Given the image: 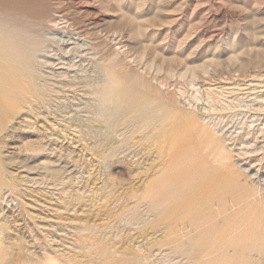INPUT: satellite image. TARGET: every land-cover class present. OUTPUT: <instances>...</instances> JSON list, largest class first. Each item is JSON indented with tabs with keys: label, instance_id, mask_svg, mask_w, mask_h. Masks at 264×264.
<instances>
[{
	"label": "rangeland",
	"instance_id": "374dc122",
	"mask_svg": "<svg viewBox=\"0 0 264 264\" xmlns=\"http://www.w3.org/2000/svg\"><path fill=\"white\" fill-rule=\"evenodd\" d=\"M0 21V264H264V0Z\"/></svg>",
	"mask_w": 264,
	"mask_h": 264
},
{
	"label": "bare ground",
	"instance_id": "6f19581e",
	"mask_svg": "<svg viewBox=\"0 0 264 264\" xmlns=\"http://www.w3.org/2000/svg\"><path fill=\"white\" fill-rule=\"evenodd\" d=\"M62 10H63V9H62ZM1 18H2V17H1ZM50 19H53V18H50ZM61 19H63V18H61ZM2 20H4V19H2ZM5 20H6V19H5ZM8 20H9V19H8ZM10 20H11V19H10ZM55 21H57V20H56V19L53 20L54 23H55ZM0 22H1V21H0ZM67 22H68V21H67ZM11 23H12V21H11ZM15 23H16V24H15ZM15 23H13V24L17 25V21H16ZM72 24H73V23H72ZM1 25H2V24H1ZM7 26H8V25H7ZM10 26H11V25H10ZM21 26H22V25H21ZM21 26H20V27H21ZM23 26H24V25H23ZM9 28H10V27H9ZM92 28H93V27H92ZM0 29H2V28H0ZM37 29H39V28H37ZM7 30H8V29H7ZM34 30H35V29H34ZM94 30H96V29L94 28ZM89 31H90V30H89ZM91 31H93V30L91 29ZM0 32H1V31H0ZM2 32L5 33L4 31H2ZM8 32L10 33V31H8ZM14 32H15V31H14ZM36 32H37V31H36ZM93 32H94V31H93ZM39 33H40V32H39ZM94 33H95V32H94ZM96 33H97V32H96ZM99 33H100V32H99ZM99 33H98V34H99ZM86 34H88V33H86ZM105 35H106V34H105ZM105 35H104V36H105ZM7 36H8V34L6 35V38H7ZM19 36H20V35H19ZM89 36H90V35H89ZM97 36H98V35H97ZM110 37H111V36H110ZM3 38H4V36H3ZM10 38H11V37H10ZM10 38H9V39H10ZM12 38H13V37H12ZM15 38H16V37H15ZM23 39H24V38H23ZM99 39H102V38H99ZM7 40H8V39H7ZM17 40H19V39H17ZM34 40H35V39H34ZM96 40H97V39H96ZM3 41H4V40H3ZM11 41H12V40H11ZM13 41H14V40H13ZM13 41H12V42H13ZM30 41H31V40H30ZM4 42H5V41H4ZM4 42H1V43H4ZM9 42H10V40H9ZM17 42H18V41H17ZM32 43H33V42H32ZM94 43H95V42H94ZM4 44H5V43H4ZM18 44H19V43H18ZM26 45H27V44H26ZM26 45H25V47H26ZM91 45H92V44H91ZM93 45H94V44H93ZM37 46H38V45H37ZM37 46H36V47H37ZM33 47H34V45H33ZM36 47H35V48H36ZM92 47L94 48L95 45L92 46ZM97 48H98V47H97ZM26 49H27V48H26ZM22 51H23V50H22ZM25 51H27V50H25ZM106 51H107V50H106ZM20 52H21V51H20ZM28 52H29V51H28ZM104 52H105V51H104ZM21 54H22V53H21ZM21 54H20V55H21ZM28 54H29V53H28ZM32 54H35V53H32ZM29 55H30V54H29ZM104 56H105V55H104ZM106 56H107V54H106ZM28 57H29V56H28ZM105 58H106V57H105ZM18 59H19V56H18ZM30 59H32V58H30ZM21 61H22V60H21ZM109 61H110V60H109ZM2 62H3V61H2ZM105 66H106V65H105ZM1 67L3 68V66L0 64V68H1ZM8 67H9V66H8ZM24 67H25V66H24ZM28 67H29V66H28ZM106 68H107V66H106ZM3 69H4V68H3ZM107 69H108V68H107ZM107 69H105V70H107ZM12 70H13V69H12ZM108 70H109V69H108ZM31 71H32V70H31ZM35 71H36V70H35ZM109 71H111V70H109ZM36 72H37V71H36ZM111 73H112V71H111ZM33 74H34V73H33ZM33 74H32V75H33ZM37 74H38V73H37ZM37 74L35 73L36 76H38ZM106 74H107V73H105V75H106ZM32 75H31V76H32ZM24 78H26V77H24ZM36 78H37V77H36ZM105 78H106V77H105ZM4 79H5V78H4V75H3V71L0 70V80H4ZM26 79H28V78H26ZM31 79H32V78H31ZM34 79H35V78H34ZM106 79H108V77H107ZM15 80L17 81V79H15ZM18 80H20V78H18ZM24 80H25V79H24ZM36 80H37V79H36ZM36 80H35V81H36ZM13 81H14V80H12V82H13ZM29 81H30V80H29ZM113 81H114V80H113ZM18 82H19V81H18ZM25 82H27V81H25ZM36 82H37V81H36ZM21 83L23 84V82H21ZM21 83H20V84H21ZM33 83H34V81H33ZM107 83H110L109 80H108ZM104 84H105V82H104ZM13 85H14V84H13ZM15 85H17L16 82H15ZM15 85H14V87H15ZM29 85H30V84H29ZM21 86H23V85H21ZM102 86H103V85H102ZM18 87H19V83H18ZM25 87H26V86H25ZM101 88H102V87H101ZM16 89H17V88H16ZM18 89H19V88H18ZM27 89H28V87H27ZM40 89H41V88H39V91H40ZM20 93H22V91H20ZM31 93H33V92L31 91ZM31 93H30V94H31ZM40 93H41V92H40ZM23 94L25 95V91H24ZM26 94H27V93H26ZM28 94H29V93H28ZM28 94H27V96H28ZM31 95H32V94H31ZM100 95H101V94H100ZM27 96H23V97H27ZM32 96H33V95H32ZM120 97H121V96H120ZM101 101H102V100H101ZM118 101H119V100H118ZM142 102H143V101H142ZM105 103H107V102L105 101ZM143 103H144V102H143ZM102 104H103V103H102ZM111 104H112V105H111ZM111 104H110V105L113 106V102H112ZM151 104H152V103H151ZM151 104H150V105H151ZM119 105H120V104H119ZM148 105H149V104H148ZM148 105H147V106H148ZM105 106H107V104H106ZM120 106H121V105H120ZM124 106H125V105H124ZM143 106H144V105H143ZM19 107H20V106H19ZM108 107H109V103H108ZM116 107H118V106H116ZM126 107H127V105L125 106V108H126ZM104 108H106V107H104ZM111 108H115V107H111ZM15 109H16V108H15ZM108 109H109V108H108ZM122 109H123V108H122ZM148 109H149V107H148ZM152 109H153V108H152ZM119 110H120V109H119ZM124 110L126 111V109H124ZM146 110H147V109H146ZM149 110H151V109H149ZM107 111H110V110H107ZM122 111H123V110H122ZM133 111H134V110H133ZM133 111H132V112H133ZM135 111H136V110H135ZM138 111H139V110H138ZM138 111H137V112H138ZM140 111H141V110H140ZM156 111H158V110H156ZM166 111H167V109H166ZM137 112H136V113H137ZM143 112H144V111H143ZM149 112H150V111H149ZM149 112H148V113H149ZM151 112H154V111L151 110ZM151 112H150V113H151ZM107 113H110V112H107ZM154 113H155V112H154ZM179 113H180V112H179ZM184 113H185V112H184ZM139 114H140V113H138V115H139ZM141 115H143V114H141ZM141 115H140V116H141ZM151 115H152V114H149V116H151ZM180 115H181V113H180ZM185 115H187V114H185ZM191 115H192V114H191ZM140 116H139V118H138V119H139V123H140V120H141L142 118H144L143 116H141V119H140ZM155 116H156V115H155ZM178 116H179V115H178ZM188 116H189V115H188ZM136 117H137V116H136ZM158 117H159V116H158ZM160 117H161V116H160ZM160 117H159V118H160ZM176 117H177V115H176ZM179 117H181V116H179ZM184 117H186V116H184ZM189 117H190V116H189ZM192 117H193V115H192ZM187 118H188V117H187ZM155 119H157V117H156ZM161 119H163V117H162ZM169 119H170V118H169ZM194 119H195V118H194ZM135 120H137V119L135 118ZM188 120H190V119H188ZM192 120H193V119H192ZM163 121H164V120H163ZM179 121H180V120H179ZM195 121H196V120H195ZM143 122H144V121H142V123H143ZM151 122H152V121H151ZM157 122H158V121H157ZM157 122H156V123H157ZM173 122H174V120H173ZM189 122H190V121H189ZM137 123H138V122H137ZM145 123H146V122H145ZM159 123H160V122H159ZM165 123H166V121H165ZM175 123H176V121H175ZM190 123H194V121H193V122H190ZM153 124H154V122H153ZM167 124H168V123H166V126H167ZM170 124H171V122H170ZM170 124H169V125H170ZM176 124H177V123H176ZM176 124H175V125H176ZM148 125H149V123H148ZM148 125H147V128H148ZM154 125H155V124H154ZM154 125H153V127H154ZM163 125H164V124H163ZM175 125H174V126H175ZM202 125H203V124H202ZM142 126H144V124H142ZM142 126H141V127H142ZM160 126H161V125H160ZM164 126H165V125H164ZM172 126H173V124H172ZM145 127H146V126H145ZM151 127H152V125H151ZM169 127H171V126H169ZM169 127H167V129H168ZM149 128H150V127H149ZM154 128H155V127H154ZM158 129H159V128H158ZM161 129H162V128H161ZM169 129H170V128H169ZM182 129H183V128H182ZM182 129H181V130H182ZM163 131H164V130H163ZM178 131H179V130H178ZM161 132H162V130H161ZM181 132H182V131H181ZM150 133H151V132H150ZM170 133H172V132H170ZM152 134H153V133H152ZM157 134H158V133H157ZM159 134H160V133H159ZM167 134H168V132H167ZM153 135H154V134H153ZM161 135H162V134H161ZM172 135H174V133H173ZM180 135H181V133H180ZM164 136H165V135H164ZM159 137H160V136H159ZM169 137H170V136H169ZM219 156H220V155H219ZM199 218H200V217H199ZM49 264H50V263H49Z\"/></svg>",
	"mask_w": 264,
	"mask_h": 264
}]
</instances>
